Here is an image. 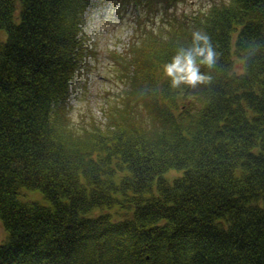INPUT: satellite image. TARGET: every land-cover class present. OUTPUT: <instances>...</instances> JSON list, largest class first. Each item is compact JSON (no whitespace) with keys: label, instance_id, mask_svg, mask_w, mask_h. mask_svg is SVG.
I'll use <instances>...</instances> for the list:
<instances>
[{"label":"trees","instance_id":"trees-1","mask_svg":"<svg viewBox=\"0 0 264 264\" xmlns=\"http://www.w3.org/2000/svg\"><path fill=\"white\" fill-rule=\"evenodd\" d=\"M136 1L165 17L183 0ZM91 2L0 0V264H264V0L194 20L218 54L195 87L158 72L195 30L139 28L131 105L77 127L68 85Z\"/></svg>","mask_w":264,"mask_h":264},{"label":"rangeland","instance_id":"rangeland-1","mask_svg":"<svg viewBox=\"0 0 264 264\" xmlns=\"http://www.w3.org/2000/svg\"><path fill=\"white\" fill-rule=\"evenodd\" d=\"M132 1L92 0L83 13L79 36L82 39L85 53L70 81L66 103L70 121L77 127L83 125L89 127L93 121L104 122L103 111L107 110V104H116L120 108L127 107V104L131 105L126 97L130 99L129 101L132 100L134 86H137L139 81L133 74L134 67L128 63L132 62L133 56L136 55L129 51L132 46L135 48L139 46L135 43L137 38H139V44H142L141 40L148 38L140 35L139 28L145 30V33L158 36L160 33L164 35L168 26L179 27L181 23L185 24L188 33L197 30V27L193 26L196 25L195 19L203 18L212 6L226 5L230 0H183L168 9L165 17H159L154 7L148 9L141 3L140 15H137ZM157 29L161 30L157 33ZM235 36L236 33H234V38ZM3 39H5L4 31L0 30V40ZM114 52L121 53L125 65L121 59L120 61L115 59ZM234 62V70L239 72L237 59ZM158 72L165 74L163 67L159 68ZM133 79L136 84H133ZM137 102L136 108H139L143 119L148 118L150 110L147 101L139 99ZM179 173L171 170L167 174L172 179ZM26 195L33 200L46 203L39 191H30ZM105 211L111 212L116 218L131 214L130 211L119 207ZM99 213L96 211L93 214ZM4 235L5 232L0 222V241L4 239Z\"/></svg>","mask_w":264,"mask_h":264},{"label":"clouds","instance_id":"clouds-1","mask_svg":"<svg viewBox=\"0 0 264 264\" xmlns=\"http://www.w3.org/2000/svg\"><path fill=\"white\" fill-rule=\"evenodd\" d=\"M217 53L210 43L207 33L195 30L192 33V45L189 48H181L165 63L163 71L171 77L173 87H179L182 83L195 87L198 83H205L210 76L200 71L201 65L212 66L216 63Z\"/></svg>","mask_w":264,"mask_h":264}]
</instances>
